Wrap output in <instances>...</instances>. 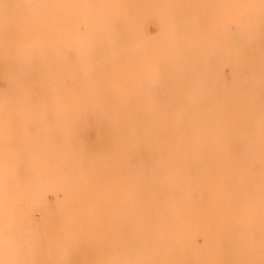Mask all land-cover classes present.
I'll list each match as a JSON object with an SVG mask.
<instances>
[{
  "label": "bare ground",
  "instance_id": "obj_1",
  "mask_svg": "<svg viewBox=\"0 0 264 264\" xmlns=\"http://www.w3.org/2000/svg\"><path fill=\"white\" fill-rule=\"evenodd\" d=\"M215 15L221 41L228 24L240 29L238 52L217 61L230 67L216 74L218 107L196 108L180 125L160 121L177 111L167 104L107 106L110 118L85 140L96 107L69 106L79 77L61 66L80 41L75 0H0V264H264V99L253 96L264 89V0H218ZM195 18L184 12L178 38ZM192 55L188 46L186 68ZM197 93L175 86L163 100ZM159 190L172 197L164 205ZM49 205L55 248L45 237Z\"/></svg>",
  "mask_w": 264,
  "mask_h": 264
},
{
  "label": "rangeland",
  "instance_id": "obj_2",
  "mask_svg": "<svg viewBox=\"0 0 264 264\" xmlns=\"http://www.w3.org/2000/svg\"><path fill=\"white\" fill-rule=\"evenodd\" d=\"M75 3L77 29L72 36L80 41L75 47L65 48L61 66L63 69L66 66L72 68L79 77L74 90L75 98L69 102V106L96 107L95 113L81 130L83 139H92L98 123L110 118L103 107L167 104L177 108V111L172 116L159 115L160 121L182 125L195 116L196 108L210 110L221 104L223 95L218 92L216 74L219 71L227 76L230 67H219L217 61L226 51L238 52L240 29L237 24H228L225 30L229 42L218 38L215 17L218 0H192L185 5L180 0H75ZM208 9L210 13L207 14ZM184 12H192L196 18L193 27L187 30L185 39H182L178 38V34ZM188 46L194 52L191 68L185 67L184 56ZM248 54L250 57L255 55L253 51ZM263 69L261 67V71ZM175 86L187 92H198L196 98L179 96L171 101L163 100ZM106 89L115 92L111 99L105 93ZM146 91L155 99H151ZM254 91H257L253 93L256 99H264L263 88ZM157 92L163 94L161 98L156 97ZM230 94L229 90L225 95ZM107 129L109 134L118 135L116 125L110 123ZM164 179H169L168 174ZM171 198L163 190L154 194V199L161 205ZM204 205L210 207L211 203ZM44 208L45 237L55 248V242L60 237V227L55 224L57 208L53 205ZM210 214L213 215V212ZM24 224L29 226L28 222ZM222 230L221 227L220 235L224 233ZM18 232L13 230L17 237L20 235ZM221 238L222 247L229 248V236L224 234ZM171 249H177L174 241H171ZM4 255L0 247V260ZM237 256L238 252L230 253L228 261L237 263ZM55 263L54 257H47L40 264Z\"/></svg>",
  "mask_w": 264,
  "mask_h": 264
}]
</instances>
